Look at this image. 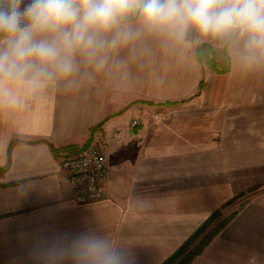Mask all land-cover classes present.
I'll use <instances>...</instances> for the list:
<instances>
[{
  "label": "crops",
  "instance_id": "0c3cea01",
  "mask_svg": "<svg viewBox=\"0 0 264 264\" xmlns=\"http://www.w3.org/2000/svg\"><path fill=\"white\" fill-rule=\"evenodd\" d=\"M125 23L139 35L109 50L102 69L81 61L74 77L0 105V264H29L41 230L85 226L132 247L138 264H161L250 189L189 264H264V60L249 62L236 36L147 31L134 15ZM205 42L227 49V72L199 62ZM94 140L107 146L106 197L79 203L61 158Z\"/></svg>",
  "mask_w": 264,
  "mask_h": 264
},
{
  "label": "clouds",
  "instance_id": "9594fccd",
  "mask_svg": "<svg viewBox=\"0 0 264 264\" xmlns=\"http://www.w3.org/2000/svg\"><path fill=\"white\" fill-rule=\"evenodd\" d=\"M133 15L147 31L236 36L249 62L264 60V0H0V105L19 106L23 92L74 77L81 61L102 69L109 50L139 35L125 23ZM26 259L138 264L132 247L87 226L41 230Z\"/></svg>",
  "mask_w": 264,
  "mask_h": 264
},
{
  "label": "built area",
  "instance_id": "2783aa9c",
  "mask_svg": "<svg viewBox=\"0 0 264 264\" xmlns=\"http://www.w3.org/2000/svg\"><path fill=\"white\" fill-rule=\"evenodd\" d=\"M156 118H163L162 112L157 113ZM132 124H139V120L134 119ZM61 162L79 203L106 197L104 181L110 170L106 144L91 141L77 151L64 153Z\"/></svg>",
  "mask_w": 264,
  "mask_h": 264
},
{
  "label": "trees",
  "instance_id": "16d2710c",
  "mask_svg": "<svg viewBox=\"0 0 264 264\" xmlns=\"http://www.w3.org/2000/svg\"><path fill=\"white\" fill-rule=\"evenodd\" d=\"M195 54L199 62L214 69L216 72L224 73L230 69V56L226 48L221 51H217L211 43L205 42L200 43L196 47ZM204 85L205 78L202 79L200 88L202 89ZM5 169L6 167H0V173H2ZM238 197L239 196H236L233 199H230L226 202V204L232 203ZM244 205L245 203L243 206ZM237 213L238 211L233 212L229 217L224 218L211 227L219 217L220 210L217 209V211H215L211 217L202 223L198 229L191 236H189L180 247H178L174 254L165 260L163 264H189L204 250V248L236 216ZM198 239L199 241H197Z\"/></svg>",
  "mask_w": 264,
  "mask_h": 264
},
{
  "label": "rangeland",
  "instance_id": "374dc122",
  "mask_svg": "<svg viewBox=\"0 0 264 264\" xmlns=\"http://www.w3.org/2000/svg\"><path fill=\"white\" fill-rule=\"evenodd\" d=\"M157 119H162V118H157ZM72 152H73V150H71ZM259 187V186H258ZM253 191H254V189H250V190H248V191H244V192H242V193H240V194H238V195H236V196H239L237 199H235L232 203H229V204H226V202L227 201H229L230 199H233L234 197H236V196H234V197H232V198H230V199H227V200H225L218 208H216V210H214L212 213H210L207 217H206V219L202 222V223H204L209 217H211V215L215 212V211H217V209H219L220 210V214H219V217H218V219L216 220V222H214L213 224H212V226L211 227H213L214 225H216L218 222H220L221 220H223L224 218H226V217H229L233 212H235V211H238L242 206H243V204L244 203H246L247 201H248V199L250 198V196L252 195V193H253ZM201 223V224H202ZM200 224V225H201ZM199 225V226H200ZM198 226V227H199ZM198 227L191 233V235L198 229ZM190 235V236H191ZM197 241H199V239L197 240ZM192 248V247H191ZM178 249V248H177ZM176 249V250H177ZM175 250V251H176ZM174 254V253H173ZM173 254H171L170 256H172ZM169 256V257H170ZM168 257V258H169ZM167 258V259H168ZM166 259V260H167ZM165 262V261H164ZM163 262V263H164ZM163 263H161V264H163Z\"/></svg>",
  "mask_w": 264,
  "mask_h": 264
}]
</instances>
